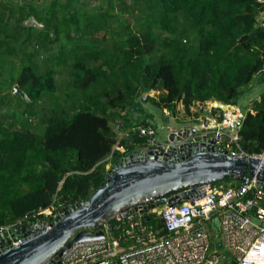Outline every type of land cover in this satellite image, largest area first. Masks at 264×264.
Masks as SVG:
<instances>
[{
	"label": "trees",
	"instance_id": "1",
	"mask_svg": "<svg viewBox=\"0 0 264 264\" xmlns=\"http://www.w3.org/2000/svg\"><path fill=\"white\" fill-rule=\"evenodd\" d=\"M263 12L259 0H24L18 6L0 0V70L3 57L22 67L9 89L18 85L32 107L15 121L0 111V227L42 220L41 210L88 199L105 181L109 160L144 148L138 132L119 139V111L141 113L131 128H157L144 103L164 115H175L178 104L192 114L194 104L213 100L240 107L246 90L264 82ZM29 17L44 28L21 25ZM55 61L69 67L68 83L90 92L72 111L60 108L47 118L50 108L38 105L49 94L60 96ZM150 90L160 98L142 102ZM251 105L243 109L238 144L257 154L264 151V91ZM36 112L42 131L30 119Z\"/></svg>",
	"mask_w": 264,
	"mask_h": 264
},
{
	"label": "built area",
	"instance_id": "2",
	"mask_svg": "<svg viewBox=\"0 0 264 264\" xmlns=\"http://www.w3.org/2000/svg\"><path fill=\"white\" fill-rule=\"evenodd\" d=\"M155 91L145 93L142 102L155 97ZM227 106L231 108L229 114L222 112L225 109L211 107L210 118L202 119L203 124L196 126L200 128L199 136L191 135L187 141L216 136L217 145L233 156L264 160V151L248 154L240 148L238 131L245 114L239 107ZM165 113L169 115L167 110ZM229 128L234 131L229 132ZM131 130L146 138V148L169 146L167 141L157 139L154 126L138 124ZM168 130L169 136L176 129ZM176 194L158 199L165 203L147 214L121 213L113 219L114 224L109 222L100 228L104 238L74 243L57 264H210V259L218 264L220 259L211 258L210 254L221 252L219 246L229 254L233 264H264V187L260 178L248 175L238 183L200 185L195 197L170 205L168 200ZM59 209L52 205L41 210L39 214L44 217L41 224L48 227L44 219L55 217ZM146 215L149 221L145 220ZM151 216L158 227L150 223ZM214 217L220 220L222 239L218 243L214 242L217 234L212 228ZM18 225L24 224L19 221L14 226ZM9 227H0V232Z\"/></svg>",
	"mask_w": 264,
	"mask_h": 264
},
{
	"label": "water",
	"instance_id": "3",
	"mask_svg": "<svg viewBox=\"0 0 264 264\" xmlns=\"http://www.w3.org/2000/svg\"><path fill=\"white\" fill-rule=\"evenodd\" d=\"M21 25L43 28L34 17ZM12 93L29 100L18 85L13 86ZM217 106L225 108L222 103ZM199 130L195 126L181 127L169 134L168 147H144L115 161L105 181L88 199L64 202L48 227L38 219L31 225L4 229L0 232V264H57L74 243L104 238L100 228L116 216L133 211L147 214L165 203L158 199L174 192L177 194L168 200L170 205L190 200L200 185L220 180L257 176L264 187L263 159L233 156L217 145L216 136L187 141L191 135L199 136ZM149 218L145 216L146 221ZM212 228L221 233L218 217L213 218ZM210 257L220 259L222 253L213 251ZM209 263L216 264L211 259Z\"/></svg>",
	"mask_w": 264,
	"mask_h": 264
},
{
	"label": "rangeland",
	"instance_id": "4",
	"mask_svg": "<svg viewBox=\"0 0 264 264\" xmlns=\"http://www.w3.org/2000/svg\"><path fill=\"white\" fill-rule=\"evenodd\" d=\"M37 1H39L40 3L39 2L38 3L41 5H45L47 3V1L45 3L44 2L42 3V1L44 0H37ZM71 29H73V27ZM13 62H14L13 58L3 57L2 63H1L3 67L0 70V73H1L0 97L3 98L0 111H2V115H5V116L12 115L11 121H15L16 119L15 116L26 118L32 109L31 105L26 104L20 96L14 95L12 93V89L11 90L9 89L10 83L12 82L11 75H13L14 73L18 77L22 69V67L20 68L19 66H16V64ZM68 69L69 67L59 66L58 71H61V73L55 74V78L59 85V89L57 90L56 93L60 94V96L58 97L57 95L56 97L52 98L49 94L47 96L46 101L44 102V105L42 104L38 105V107L40 106L41 108H43L44 106H46L47 108H50V112L47 118L53 115L54 112L59 111L60 108H68L69 110L72 111L73 107H71V105L74 106V105L80 104L79 97H81L82 95H87L89 94L88 92H90V91L83 92L81 89L76 88V86H74L72 82L71 83L67 82L70 80L69 77L67 76ZM262 76H264V74H262ZM263 91H264V82L262 84H260L258 81L255 82L252 85V87L246 90V94L240 102V105L243 106V108L241 106L239 107L240 110L244 113L243 109L247 110L249 108H252V105H251L252 102L255 99H260V95ZM155 93H156L155 94L156 99H159L161 93L159 91H155ZM219 103L221 102L214 101V100L208 101L205 103L197 102L191 108L192 114H187L185 110L183 109L182 104H178L177 113L175 115H171V114L168 115V113H165L164 115L161 110L158 111L152 108L148 103H144V107L147 108L154 116L153 122H155L157 126V139L160 142H166L168 140V132H169L168 129L169 128L179 129L185 126H192V127L201 126L203 124L202 119L206 118V114L210 118L209 112L206 113V110L211 109V107H218L217 105ZM223 106L225 107L224 109L226 111H222V112H226V114H229V112L231 111V108L225 104H223ZM41 116L42 115L40 114V112H36V114L30 118L32 119V123L35 124V126L37 127L39 126L40 131H42L44 127V123L42 122L43 117L41 118ZM117 131L118 133L120 132L119 129ZM228 131L233 132L234 130L229 128ZM118 150H120L121 152L125 151V149L123 150L122 147H119ZM112 164H113V160L111 159L107 163L106 167L109 166L110 168ZM232 181H235V180H232ZM58 211L56 212V214L58 213ZM53 219L54 217L44 219L46 221L45 224L47 223L50 224V222ZM26 225H31V223H27ZM221 239H222L221 234L217 233L216 237L214 238V242L218 243L221 241ZM222 255L223 256L220 258L219 264H226L227 253L225 250H222Z\"/></svg>",
	"mask_w": 264,
	"mask_h": 264
},
{
	"label": "crops",
	"instance_id": "5",
	"mask_svg": "<svg viewBox=\"0 0 264 264\" xmlns=\"http://www.w3.org/2000/svg\"><path fill=\"white\" fill-rule=\"evenodd\" d=\"M6 1H9V2H12V3H14L16 6H18V5H20L24 0H6ZM28 1H30V2H32V3H35V4H38V5H41V4H39L40 2L39 1H37V0H28ZM47 1V3L50 1V0H44V1H42V3L44 2H46ZM82 1V0H81ZM39 2V3H38ZM38 22V21H37ZM39 23V22H38ZM40 25H42V27L44 28V26H43V24H41V23H39ZM42 28V29H43ZM42 29H40V30H42ZM90 34H86V37H88ZM47 57H49V58H51L50 57V55H52V51H48V50H46V51H44L43 52ZM50 53V54H49ZM48 54V55H47ZM52 60V59H51ZM53 62H54V60H52ZM49 62H50V60H49ZM53 62H51V65L53 66V68H55V74H59V73H61V71H58V68H59V65L57 64V62L56 63H53ZM57 67V68H56ZM66 67H68V66H66ZM67 74L69 75V70L67 71ZM145 109H147V108H145ZM211 111H212V109H209V110H206V113H208L209 112V115L211 116ZM148 112L149 113H151L149 110H148ZM119 114L122 116L123 115V123H122V126L119 128V130H120V132L118 133V136H119V139L120 140H122L123 138H125V137H128V135H129V133H131V127H132V125L133 124H136L138 121H137V118H140V117H142V115H141V113H128V112H125V111H119ZM152 114V113H151ZM207 117H209L207 114H206V118ZM121 119V118H120ZM125 121V122H124ZM125 123V124H124ZM128 127H127V126ZM186 127V126H185ZM189 127V126H188ZM118 132V131H117ZM117 149L119 148L118 146L116 147ZM122 149L124 150V147H122ZM107 168V170H109V166L108 167H106Z\"/></svg>",
	"mask_w": 264,
	"mask_h": 264
},
{
	"label": "clouds",
	"instance_id": "6",
	"mask_svg": "<svg viewBox=\"0 0 264 264\" xmlns=\"http://www.w3.org/2000/svg\"><path fill=\"white\" fill-rule=\"evenodd\" d=\"M223 104V103H222ZM186 127H188V126H186ZM189 127H192V126H189ZM196 127V126H195Z\"/></svg>",
	"mask_w": 264,
	"mask_h": 264
}]
</instances>
